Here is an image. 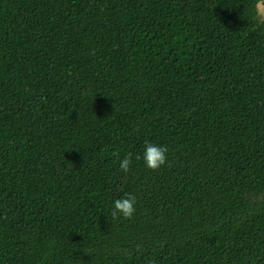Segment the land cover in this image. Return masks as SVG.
<instances>
[{
	"label": "trees",
	"instance_id": "trees-1",
	"mask_svg": "<svg viewBox=\"0 0 264 264\" xmlns=\"http://www.w3.org/2000/svg\"><path fill=\"white\" fill-rule=\"evenodd\" d=\"M253 5L0 0V264H264Z\"/></svg>",
	"mask_w": 264,
	"mask_h": 264
},
{
	"label": "clouds",
	"instance_id": "clouds-1",
	"mask_svg": "<svg viewBox=\"0 0 264 264\" xmlns=\"http://www.w3.org/2000/svg\"><path fill=\"white\" fill-rule=\"evenodd\" d=\"M253 12L256 21L264 24V0H254ZM167 153L168 148L166 146L145 141V150L142 158L146 167L155 171L166 164ZM114 155L119 158V153H115ZM140 159L141 157L137 155L136 160ZM132 163V153H128L126 157L120 160V169L127 173ZM136 202L137 198L132 194H126L124 197L116 199L111 208V217L114 220L121 217L125 220H130L136 212Z\"/></svg>",
	"mask_w": 264,
	"mask_h": 264
}]
</instances>
